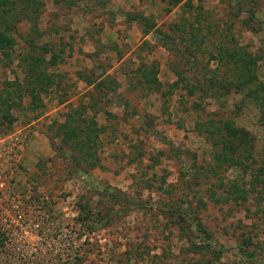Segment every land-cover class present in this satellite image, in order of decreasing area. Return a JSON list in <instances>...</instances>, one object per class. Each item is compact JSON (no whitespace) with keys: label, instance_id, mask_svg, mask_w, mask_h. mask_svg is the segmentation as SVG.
Segmentation results:
<instances>
[{"label":"rangeland","instance_id":"rangeland-1","mask_svg":"<svg viewBox=\"0 0 264 264\" xmlns=\"http://www.w3.org/2000/svg\"><path fill=\"white\" fill-rule=\"evenodd\" d=\"M33 8L0 54V264H264V102L246 95L264 82V0ZM27 54L52 60V86L26 81ZM234 143L239 165L219 161Z\"/></svg>","mask_w":264,"mask_h":264},{"label":"trees","instance_id":"trees-1","mask_svg":"<svg viewBox=\"0 0 264 264\" xmlns=\"http://www.w3.org/2000/svg\"><path fill=\"white\" fill-rule=\"evenodd\" d=\"M180 1L181 0H177V2H180ZM35 4H36V0H22L21 2H17V1L15 2L13 0H0V54H1V56H3V58H9L10 57V50L16 44L15 39L13 38L11 33H13L14 26L16 23H18L19 19L28 17L29 20L35 22V18L28 15V13L30 11H33L36 9V8H33V6H35ZM15 14H17L18 17L15 16ZM143 19L146 20L145 18H143ZM35 26L37 27L36 24H35ZM31 32H35V30L32 29ZM150 32H153L159 38L163 37L164 38L163 46L166 47L167 37H168L166 34H164L163 32H161L157 29L153 30L152 25L147 26V28L144 30L145 34H148ZM28 43L31 46V51H33L36 48L35 40L30 39L28 41ZM190 45H192V43ZM195 50H197V48ZM224 51L227 53V57L230 58L234 64H236L235 54H232V51H230L228 48H225ZM191 55L194 56L193 54H191ZM194 59L195 58L193 57V60ZM216 60L219 62L220 58H216ZM22 61H23L25 72L27 74L26 81L29 82V84L39 83V84L44 85V87H46V88L53 85L52 77H50V75L45 72L46 67L48 65H51L52 60H51V62H45L44 58L41 56H37L34 54H27L26 56H24L22 58ZM45 64H46V67H44ZM236 66H238V65L236 64ZM40 67H42V68H40ZM236 71L238 73V71H239L238 67L236 68ZM245 71L247 72L248 70L246 69ZM175 73H176L177 77L179 78L180 73L179 72H175ZM243 76H244L243 73L240 71V73L238 74V81L241 82L244 78H245V80H243V82L240 85L238 84V82L235 84V87H236L235 90L236 91L244 92V91H246V89L244 88L246 86V84L249 85L248 79H251V77L246 78ZM209 82H212V79H210ZM230 85H233V84H231V82H230ZM193 88H194V90L198 89L195 86H193ZM198 90L203 93V90L201 88H199ZM246 95H247V97L255 98L256 100H261L262 102H264V82H262V81L256 82L255 87L248 90ZM5 103L6 102H4V101L1 102V104H5ZM95 130L96 129L93 126L90 131L94 132ZM226 130H227L228 134H231V135H233V133L238 134L237 130H235V129L233 130L229 127H226ZM238 138L241 140V136H239ZM239 144L240 143L238 142V145ZM232 145H233V143H232ZM238 145H236V143H234L233 147H231L230 144L228 147L225 146L224 148H222V150H224V152H225V155H222L220 153L216 156V158L219 161H223V162L231 161L232 163H236V165H239L240 162L235 161L234 160L235 157L229 156L226 154L228 152V150H232V154H233V152L239 150L240 147ZM228 189H229L227 191L228 197L226 198L227 200H231V201H235V202H237L238 200L246 201V199L248 197V193H249L248 190L241 188L235 182H231L229 184Z\"/></svg>","mask_w":264,"mask_h":264},{"label":"built area","instance_id":"built-area-1","mask_svg":"<svg viewBox=\"0 0 264 264\" xmlns=\"http://www.w3.org/2000/svg\"><path fill=\"white\" fill-rule=\"evenodd\" d=\"M16 140H17V139H16ZM1 141H3V140H1ZM6 180L9 181L8 178L2 177V176L0 175V204H2L4 201H6V199H9L8 197H5V196H4L5 191H6L8 188H10V183H9L8 181H6ZM17 208H18L17 206L14 207V209H17ZM13 213H14V211H13ZM0 214H4L6 217L8 216L7 212H5V210L2 211V212H1V210H0ZM18 219H21V217L19 216Z\"/></svg>","mask_w":264,"mask_h":264}]
</instances>
